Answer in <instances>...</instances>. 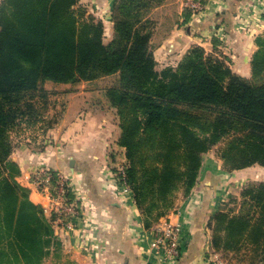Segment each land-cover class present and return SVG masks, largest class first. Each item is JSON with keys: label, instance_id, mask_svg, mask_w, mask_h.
I'll use <instances>...</instances> for the list:
<instances>
[{"label": "trees", "instance_id": "trees-1", "mask_svg": "<svg viewBox=\"0 0 264 264\" xmlns=\"http://www.w3.org/2000/svg\"><path fill=\"white\" fill-rule=\"evenodd\" d=\"M79 1L0 2V242L27 264H40L46 254L54 216L49 222L16 179L20 166L11 158L9 132L19 119L34 123V98L47 96L46 83L112 79L104 90L116 109L127 182L146 227L166 214L180 188L190 194L203 155L226 137L221 156L228 170L264 166V32L250 76L201 46L159 71L153 21L144 14L163 0H114L107 41L102 20L77 13ZM231 202L238 208L223 205L208 220L212 246L250 250L264 261V180Z\"/></svg>", "mask_w": 264, "mask_h": 264}, {"label": "crops", "instance_id": "crops-1", "mask_svg": "<svg viewBox=\"0 0 264 264\" xmlns=\"http://www.w3.org/2000/svg\"><path fill=\"white\" fill-rule=\"evenodd\" d=\"M82 1H92L103 13L102 19L106 17L108 21L111 18L114 0ZM248 3L249 0H222L210 3L204 11L193 15L184 7V0H164L162 5L152 12L154 15L152 19L155 21L152 39L154 36L162 38L175 36L171 44L180 60L193 43L201 44L203 43L201 41H206L214 44L215 42L208 38L215 32L217 25L225 27L226 32L230 34V27L237 21L238 7ZM255 3L264 8V0H256ZM165 21L183 23L181 25L180 22L177 23L178 26L164 25ZM180 30L183 34L179 33ZM152 41L151 47L158 65L156 52L165 44L156 48ZM252 46L255 48V37L253 44L244 40L237 47L236 57L239 58V62L247 61L238 67V73L244 76L251 75L250 57L252 58L255 51ZM89 115L88 112L84 119L76 122V126L79 127L76 128V137L67 138L58 151L53 150L50 154L37 153L29 146L24 148L20 145L11 153V158L20 166V173L16 179L29 189L30 199L41 207L47 203L46 198L33 185L30 176L32 168L42 162L55 167L70 168L80 173L82 183L85 184L84 199L92 201L88 208L87 203L85 204V216L77 219L75 226H64L61 229L52 227V235L55 237H51L50 246L40 264H208L205 251L211 240H206L204 228L209 218L221 207L222 197L226 194L224 188L236 178V174L227 171L220 164L215 166L212 158L203 156L197 184L181 201L179 212L170 214V218L183 230L181 256L164 262L152 249V230L146 228L133 195L122 192L118 188L116 177L108 170L110 163L107 145L113 134L114 125L106 118L97 125ZM72 160L74 165H71ZM208 163L212 168H209ZM219 173L224 176L219 178L220 183L211 182ZM75 181L81 182L80 179ZM45 217L49 220L52 215L46 213ZM0 264L27 263L21 255L12 253L7 242L2 241ZM223 264L230 263L223 261Z\"/></svg>", "mask_w": 264, "mask_h": 264}, {"label": "rangeland", "instance_id": "rangeland-1", "mask_svg": "<svg viewBox=\"0 0 264 264\" xmlns=\"http://www.w3.org/2000/svg\"><path fill=\"white\" fill-rule=\"evenodd\" d=\"M218 1L222 0H184V7L188 10V12L196 15L204 11L210 3ZM163 2L164 0L160 4L153 5L148 10H146V13L144 14L147 19L149 18L151 19V21H153L150 22L149 25L152 30H154L155 28V21L154 19H152V16L154 15L152 12L156 7L162 5ZM249 2L250 3L245 6L240 5V7H238L236 18L237 21L235 22L234 26L230 27V34L226 32L225 27H220L219 25H217L215 32L211 37L208 38L205 36L208 39H212L213 42L217 40V43L213 44L206 41H201L203 42H200L201 44L197 42L193 43V45L186 51V53L180 57V60H178V56L175 52L174 46H172L171 44V42L175 40V36L173 38H162L160 36H154L152 39V44L154 47L157 48V46L165 44V46L160 51L156 52L159 60V64L157 65L158 70L161 71L167 66H177V64L184 58V56L190 51V49H192L194 46H201L204 48L206 55L213 54L216 57L218 56L227 64H229L233 71L238 72L239 64L247 63V61L240 63L239 58L236 57V54L238 52V45L244 40H246V43L249 42L253 44L255 37V48L253 46L252 48H254L256 51L258 49L257 38L264 32V8L260 7V4L255 3L256 0H249ZM192 3H196L197 7H193L191 5ZM75 9L77 10V13L80 11L79 13L81 16H83L82 18L84 19L92 16L97 20H102L103 23L105 21L104 28L106 41L113 36L112 33H114V30L112 26V17L109 18L108 21H106V17L102 19L104 17L103 13L94 5L92 1L81 0V3L79 1V3L75 5ZM179 22L180 25L183 23V21ZM179 22L165 21L164 25L176 24L175 26H178L177 23ZM181 32L182 31L180 30L179 33ZM192 38L195 40L193 36ZM250 59L252 61L251 57ZM249 66L251 68V65ZM112 82V79L100 78L93 81H83L78 84H65L57 86L46 83L45 88L47 89V96L42 97L41 91L37 93V95H39L34 98L37 108L35 110V117H33L34 123H29L25 119H19L18 124L10 130L9 139L13 146V149L22 145L24 148H27L29 146L37 153L47 152L50 154V152H52L53 150H60L63 146V143L67 141V138L69 139L70 137H76V128H79L78 126H76V122H80L82 119H84L85 115L88 112L90 113V118H92L91 120L95 124L97 123V125L103 118H106L114 125L113 134L111 136V139H109L107 145L108 160L110 163L108 166V170H110L114 177H116L119 184L118 188L125 193L126 191L124 187H127V189H129L130 191L129 194L133 195L131 191L132 186L128 184L126 178L127 158L125 156V148L118 144V138L120 136L119 119L116 114V109L110 104L104 90L106 89V87L111 85ZM229 138L231 137H226L225 139H223L203 156L212 158L213 163L215 162V166L220 164V166H222L227 171H232L234 174H236V178L232 179L228 184L226 182L227 185L224 188L226 194L222 197L223 200L221 206L227 205L230 208L237 209L239 204L237 202H231V198L235 197L237 199H241V193L248 184L258 183L264 180V166L254 164L252 166H249L248 168L246 167L247 169L243 168L228 170L229 168L227 167L221 156V150L226 146ZM208 166L209 168H212L210 167V163H208ZM35 168L36 166L32 168L31 174L32 172H34ZM50 168L52 167L50 166ZM57 168V170L53 168V171L51 170L53 172L52 182L55 184L53 192L57 194V189L59 187L58 180H61L60 174H62L63 177L66 178L65 185L67 187L66 189L68 193V200H65L68 205H63L64 209H61V211L59 212H55L56 216L60 215L62 221L64 222V225L55 223L54 221L52 222V226L55 229H61L65 226V224L72 223L74 226L76 224L77 213H75L74 215L70 213L73 211H70L69 209L74 211L82 210L83 212L84 210H86L85 204L87 203L88 208L91 206L92 201L90 199L89 201H82L83 198L80 199L81 197H83V188L85 187V184L82 183L83 180L80 177V173L70 168ZM218 176H216L214 178L215 180L213 179L211 182L215 184L220 183L219 178H221L223 174L219 173ZM77 179H80L81 182H76L75 180ZM33 185L35 186V184ZM68 190L73 191L69 193ZM75 192H77V194H75ZM187 195L189 194H186L184 189L180 188L174 196L173 204L167 210L166 214L156 218L157 220H155L150 227L146 228L151 229L153 233L154 230L156 231V229H159V227L162 226L166 222V220L173 221V219L170 218V214L179 212L181 201H183ZM45 198V201H47V203L42 205L44 216H46V213H48L49 215H53L54 212L51 211V201L48 197ZM45 206L48 208V211L45 210ZM220 209L221 207L219 208V210ZM67 210L70 212H68ZM173 222L176 223L175 221ZM204 231L206 240H211L213 231L208 223L206 224ZM153 236L154 234H152V240ZM206 250L207 251H205V253L207 254L208 258L207 261H209L208 264H223V261H228L230 264H264V261L256 262L254 260L253 253L250 250H242L238 253L230 250L215 249L212 246L211 242L209 243V246H207Z\"/></svg>", "mask_w": 264, "mask_h": 264}, {"label": "built area", "instance_id": "built-area-1", "mask_svg": "<svg viewBox=\"0 0 264 264\" xmlns=\"http://www.w3.org/2000/svg\"><path fill=\"white\" fill-rule=\"evenodd\" d=\"M193 7H197L196 3L191 4ZM48 164H38L36 165V168L34 172L31 174V181L35 186L38 188V190L43 194V196L48 197L51 201V211L54 212L52 216H54L53 221L55 223H59L61 225H64V222L62 221L60 215L56 216L55 212L61 211V209H64L63 205H68L66 203V199L68 200V193H67V187L65 185L66 178L63 177L62 174H60L61 180H58L59 187L57 189V194L53 192L55 184L53 181V169L57 170L58 168L55 166H51ZM52 170V171H51ZM53 183V185H52ZM58 185V184H57ZM126 192H130L127 187H124ZM73 190H68L69 193H71ZM74 193V192H73ZM77 194V192H75ZM81 197V196H80ZM83 198V199H82ZM80 199H84V196ZM45 210L48 211V208L45 206ZM72 214L75 215L77 213V219L85 216V210L82 212V210H71L69 209ZM73 224H65V226H72ZM182 233L183 230L181 226L178 223H174L173 221L166 220V222L159 227V229L154 230L153 234V240L151 242V246L153 251L158 254V256L164 261L169 262L174 259H178L181 256L182 253Z\"/></svg>", "mask_w": 264, "mask_h": 264}, {"label": "water", "instance_id": "water-1", "mask_svg": "<svg viewBox=\"0 0 264 264\" xmlns=\"http://www.w3.org/2000/svg\"><path fill=\"white\" fill-rule=\"evenodd\" d=\"M71 165H74V160L71 161Z\"/></svg>", "mask_w": 264, "mask_h": 264}]
</instances>
